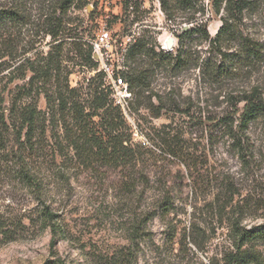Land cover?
Wrapping results in <instances>:
<instances>
[{
	"label": "rangeland",
	"instance_id": "374dc122",
	"mask_svg": "<svg viewBox=\"0 0 264 264\" xmlns=\"http://www.w3.org/2000/svg\"><path fill=\"white\" fill-rule=\"evenodd\" d=\"M168 1L171 11L160 0H76L64 19L73 36L91 38L107 22L114 34H134L155 51L173 37L169 53L182 31L205 25L212 37L221 25L211 0H198L194 14ZM57 3L0 0V11L16 8L20 13L17 20H0L2 115L9 124L12 109L36 106L40 111L29 155L41 183L38 192L18 176V154L11 152L16 137L0 123V146L6 145L0 151V264H222L232 249V220L245 228L264 225V117L249 127L244 163L221 123L242 106L230 95L257 85L264 97L263 66L239 79L212 83L197 67L149 66L146 54L130 57L129 52L125 78L132 99L123 117L131 143L143 154L126 168L86 166L28 82L31 67L55 43L46 28L47 19L61 16ZM237 25L264 51V0H252ZM186 45L194 58L204 57L208 48L198 37ZM69 49L64 46L60 78L85 97L89 79L102 84V78L96 76L97 65L76 60ZM136 67L149 69L141 101L136 80L128 78ZM44 211L51 212L50 222L43 221ZM251 249L258 258L253 264H264V244Z\"/></svg>",
	"mask_w": 264,
	"mask_h": 264
},
{
	"label": "trees",
	"instance_id": "16d2710c",
	"mask_svg": "<svg viewBox=\"0 0 264 264\" xmlns=\"http://www.w3.org/2000/svg\"><path fill=\"white\" fill-rule=\"evenodd\" d=\"M76 0H58L57 8L61 16L47 19L46 34L52 43L41 62L31 67L29 84L37 87V93L43 96L50 120L57 118L65 132V140L79 162L86 166L101 165L109 167L122 166L126 168L136 161V156L142 155V149L131 143V131L123 114L117 107L108 91L102 88L101 81L95 83L89 79L88 92L82 97L80 89L72 88L67 78L62 80L63 50L68 45L74 58L84 64L95 66L91 49L86 37L72 34L73 29L67 26L64 19L68 8ZM165 11H171L168 0H160ZM252 0H211V6L216 15H220L221 25L214 36H210L205 25L190 27L177 35V45L172 52L155 51L146 47L143 41H136L130 49V57L146 54L150 63L165 64L171 70L198 68L208 82H219L225 79L241 77L245 72L256 66L264 68V51L261 44L243 36L238 28L243 11ZM174 9L181 8L191 13L198 10V0H172ZM204 9V7H203ZM16 8L0 11V20L19 19ZM64 34V35H63ZM63 35V36H61ZM195 35V36H194ZM201 38L207 44L204 57L191 54L186 43L194 38ZM64 38V39H63ZM66 38H69L68 40ZM97 78L101 77L97 73ZM96 78V79H97ZM132 82L136 80V99L142 100L145 90L149 87V69L136 67V74L128 75ZM99 79V78H98ZM48 85L49 89L42 86ZM235 102L242 103L235 110L231 119L221 120L225 134L231 140L240 161L245 162L249 154L248 130L252 123L264 117V97L257 85L251 86L229 96ZM3 97L0 94V123L11 128L16 140L11 146V152L17 161L16 172L21 180L39 192L41 183L37 178L35 162L30 159L36 142L35 134L39 129L40 111L36 106L12 109L7 119L3 117ZM6 148L3 143L0 146ZM28 153V154H26ZM34 163V164H33ZM45 222H50L51 212H42ZM50 224V223H49ZM232 249L222 256V264H253L258 261L256 252L251 249L254 244H264V225L245 228L239 225L238 219L231 221Z\"/></svg>",
	"mask_w": 264,
	"mask_h": 264
},
{
	"label": "built area",
	"instance_id": "2783aa9c",
	"mask_svg": "<svg viewBox=\"0 0 264 264\" xmlns=\"http://www.w3.org/2000/svg\"><path fill=\"white\" fill-rule=\"evenodd\" d=\"M199 1L202 2V0ZM128 8L132 10L133 6L129 4ZM113 32L107 22H101L96 34L87 38L86 42L91 49L92 59L97 65L96 72L101 75L102 88L109 92L113 103L127 117L132 92L125 78V72L128 69V53L137 39L134 34L119 36ZM160 44L163 51H168L166 42ZM142 144L145 145L146 142L142 141Z\"/></svg>",
	"mask_w": 264,
	"mask_h": 264
},
{
	"label": "water",
	"instance_id": "95a60500",
	"mask_svg": "<svg viewBox=\"0 0 264 264\" xmlns=\"http://www.w3.org/2000/svg\"><path fill=\"white\" fill-rule=\"evenodd\" d=\"M173 45H174V38H173V37H168V38L166 39V48H167L168 50H171L172 47H173Z\"/></svg>",
	"mask_w": 264,
	"mask_h": 264
},
{
	"label": "bare ground",
	"instance_id": "6f19581e",
	"mask_svg": "<svg viewBox=\"0 0 264 264\" xmlns=\"http://www.w3.org/2000/svg\"><path fill=\"white\" fill-rule=\"evenodd\" d=\"M167 39V38H166ZM166 39L163 41L164 43L166 42Z\"/></svg>",
	"mask_w": 264,
	"mask_h": 264
}]
</instances>
